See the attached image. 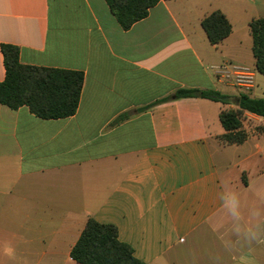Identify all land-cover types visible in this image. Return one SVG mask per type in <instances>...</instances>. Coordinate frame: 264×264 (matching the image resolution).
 Masks as SVG:
<instances>
[{
	"label": "crops",
	"instance_id": "obj_1",
	"mask_svg": "<svg viewBox=\"0 0 264 264\" xmlns=\"http://www.w3.org/2000/svg\"><path fill=\"white\" fill-rule=\"evenodd\" d=\"M215 11L232 25L218 46L201 24ZM262 17L264 0H161L123 30L105 0H0V82L2 44L24 65L84 73L72 117L0 105V264H78L89 219L114 225L143 264H264V243L234 236L218 198L230 184L245 216L264 210V119L246 112L247 140H220L221 112L241 94L264 99L249 27ZM241 68L249 90L234 83Z\"/></svg>",
	"mask_w": 264,
	"mask_h": 264
},
{
	"label": "trees",
	"instance_id": "obj_2",
	"mask_svg": "<svg viewBox=\"0 0 264 264\" xmlns=\"http://www.w3.org/2000/svg\"><path fill=\"white\" fill-rule=\"evenodd\" d=\"M123 30L148 17L150 10L161 0H105ZM202 27L209 42L220 45L232 32V25L220 11L202 20ZM256 70L264 76V17L253 19L250 24ZM6 76L0 82V105L12 110L26 106L41 119H64L76 114L84 85V73L76 70L24 65L19 60V48L2 44ZM176 99L203 98L229 104L231 98L215 90L180 89ZM167 101L159 100L154 105ZM264 119V99L247 94L238 97L236 109L221 112L220 121L225 133L220 140L225 145L244 143L248 134L243 128L245 113ZM128 114L121 115L117 122ZM258 131H264L259 127ZM72 259L78 264H143L134 256L133 248L118 238V230L111 224H100L89 219L80 238L71 250Z\"/></svg>",
	"mask_w": 264,
	"mask_h": 264
},
{
	"label": "clouds",
	"instance_id": "obj_3",
	"mask_svg": "<svg viewBox=\"0 0 264 264\" xmlns=\"http://www.w3.org/2000/svg\"><path fill=\"white\" fill-rule=\"evenodd\" d=\"M218 198L225 216L230 221V231L234 236L248 243H264V210L250 207L245 216L241 195L230 184L222 187Z\"/></svg>",
	"mask_w": 264,
	"mask_h": 264
},
{
	"label": "built area",
	"instance_id": "obj_4",
	"mask_svg": "<svg viewBox=\"0 0 264 264\" xmlns=\"http://www.w3.org/2000/svg\"><path fill=\"white\" fill-rule=\"evenodd\" d=\"M227 69L226 67H221L219 70V74H225L228 75L229 77L231 76V74H229L228 72H225L224 70ZM233 79H234V83L241 89L244 90H249L251 88H253L254 85V73L249 70V69H245V68H241V69H236L235 72H233L232 74Z\"/></svg>",
	"mask_w": 264,
	"mask_h": 264
}]
</instances>
